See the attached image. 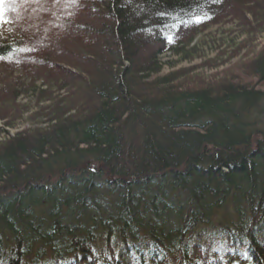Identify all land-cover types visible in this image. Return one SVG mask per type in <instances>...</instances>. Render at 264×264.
<instances>
[{
  "label": "trees",
  "instance_id": "16d2710c",
  "mask_svg": "<svg viewBox=\"0 0 264 264\" xmlns=\"http://www.w3.org/2000/svg\"><path fill=\"white\" fill-rule=\"evenodd\" d=\"M55 1L0 26V264H264V90L150 79L264 0Z\"/></svg>",
  "mask_w": 264,
  "mask_h": 264
},
{
  "label": "rangeland",
  "instance_id": "374dc122",
  "mask_svg": "<svg viewBox=\"0 0 264 264\" xmlns=\"http://www.w3.org/2000/svg\"><path fill=\"white\" fill-rule=\"evenodd\" d=\"M256 2L257 0L249 3V6L253 9ZM9 3L12 6H19L20 0H9ZM25 8L26 6L22 7L21 13L15 15H13L14 10L12 8L8 22H12L18 27L25 23L38 24L35 14L31 13L28 17L26 13L24 14ZM241 12L242 10L235 9L233 16H226L216 21L215 24L211 23L200 28L199 33L196 34L190 44V46H193L197 40L201 39L195 44L196 51L194 55L181 58L183 54L181 56L171 52L163 54L161 56L162 66L160 72L152 75L150 79L166 78L167 81H170L168 86L175 89L188 90L207 85L213 87L222 82L232 81L240 85L254 86L264 90V82H259L253 77L248 66L256 55L264 51V31L260 29L262 20L259 15L254 18L252 13L248 12L246 18L250 24L246 22L243 24L237 16ZM36 34L39 35L38 30H36ZM229 39H232V42ZM58 47L59 42L56 41L51 49ZM155 89L153 88V92L156 91ZM52 93L67 96L69 91L68 89L58 91L54 88ZM33 99V97L20 95L18 101L22 103L30 101L33 104ZM42 104L40 103V105ZM34 110H36V107L33 105L23 116L25 117ZM18 125L15 128L6 127L3 129L11 136L30 124L24 120L19 122Z\"/></svg>",
  "mask_w": 264,
  "mask_h": 264
},
{
  "label": "snow or ice",
  "instance_id": "6c2138e0",
  "mask_svg": "<svg viewBox=\"0 0 264 264\" xmlns=\"http://www.w3.org/2000/svg\"><path fill=\"white\" fill-rule=\"evenodd\" d=\"M5 2L6 0H0V23H7L8 21L5 19ZM164 15V14H161ZM195 23H202L205 19H210L207 15L204 16H194L192 17ZM186 23V22H185ZM167 26V25H166ZM175 26V25H173Z\"/></svg>",
  "mask_w": 264,
  "mask_h": 264
}]
</instances>
